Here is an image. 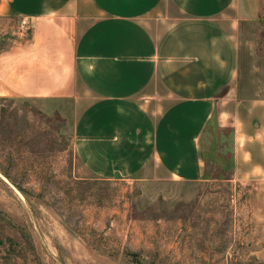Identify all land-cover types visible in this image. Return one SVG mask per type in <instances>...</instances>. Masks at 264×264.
I'll list each match as a JSON object with an SVG mask.
<instances>
[{
	"label": "crops",
	"instance_id": "1",
	"mask_svg": "<svg viewBox=\"0 0 264 264\" xmlns=\"http://www.w3.org/2000/svg\"><path fill=\"white\" fill-rule=\"evenodd\" d=\"M0 97L70 101L98 176L198 181L212 128L236 181L264 182V97L239 74V0H0Z\"/></svg>",
	"mask_w": 264,
	"mask_h": 264
},
{
	"label": "rangeland",
	"instance_id": "2",
	"mask_svg": "<svg viewBox=\"0 0 264 264\" xmlns=\"http://www.w3.org/2000/svg\"><path fill=\"white\" fill-rule=\"evenodd\" d=\"M239 1L240 81L264 97V0ZM15 29L0 17V47ZM74 121L70 101L0 97V264H264V182L232 178L229 130L210 129L201 180L108 179Z\"/></svg>",
	"mask_w": 264,
	"mask_h": 264
}]
</instances>
